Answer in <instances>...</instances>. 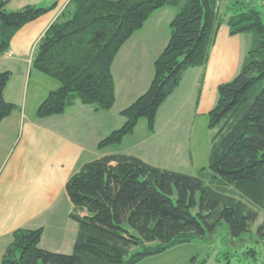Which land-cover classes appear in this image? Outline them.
Here are the masks:
<instances>
[{"label":"trees","instance_id":"1","mask_svg":"<svg viewBox=\"0 0 264 264\" xmlns=\"http://www.w3.org/2000/svg\"><path fill=\"white\" fill-rule=\"evenodd\" d=\"M11 1L0 0V57L21 27L52 8L28 4L8 10ZM164 6L176 15L151 84L122 110L123 125L99 148L121 143L143 118L153 132L161 105L188 69L207 65L227 24L231 35H247L249 45L239 73L218 86L208 113V164L188 174L123 153L89 161L66 184L74 205L70 217L79 228L72 252L42 248L43 228L23 227L12 233L2 264H137L178 245L211 241L224 224L226 264H264V223L252 233L264 211V0H233L225 11L220 0H70L35 47L33 68L60 83L36 115L62 114L76 103L110 110L118 52ZM10 77L0 72V123L17 109L4 97ZM203 83L204 74L198 99Z\"/></svg>","mask_w":264,"mask_h":264},{"label":"crops","instance_id":"2","mask_svg":"<svg viewBox=\"0 0 264 264\" xmlns=\"http://www.w3.org/2000/svg\"><path fill=\"white\" fill-rule=\"evenodd\" d=\"M69 2L12 0L9 3L16 9L28 4L52 8L21 27L9 51L0 57V72L11 74L4 97L17 106L0 123V264L12 233L23 227L43 228L42 248L72 252L79 228L70 217L74 205L66 184L89 161L123 153L161 168L195 174L204 166V160L200 163L194 159L196 147L206 154V160L209 154L206 140H210L212 132L208 128V113L217 102L218 86L239 73L248 49L249 37L231 35L227 24H223L207 65L187 70L180 86L159 108L155 130L150 131L141 120L121 143L99 148L106 135L123 125L122 110L150 86L155 60L169 42L176 9L164 6L156 10L121 47L112 68L116 101L110 110L76 103L65 113L40 118L36 115L38 106L60 83L33 68L35 47ZM203 74L198 99V84ZM199 117L201 128L197 127ZM185 145H190L185 154H191L187 170L179 167L175 158L182 154L180 148Z\"/></svg>","mask_w":264,"mask_h":264},{"label":"rangeland","instance_id":"3","mask_svg":"<svg viewBox=\"0 0 264 264\" xmlns=\"http://www.w3.org/2000/svg\"><path fill=\"white\" fill-rule=\"evenodd\" d=\"M232 2L233 0H220V6L222 10L225 11L226 7ZM260 3H262V0H255V4L260 5ZM7 9L15 10L16 8L14 5L8 4ZM199 118L200 119L197 122V127L201 128L200 120H202V118L201 117ZM142 120L146 122L148 126L147 119L143 118ZM186 129H182L181 131H184L185 133ZM203 129L206 132V129L204 127ZM209 131L211 133L210 129ZM210 140H211V136H210ZM210 140L208 139L206 140L208 142L209 153H210V144H211V143L209 144ZM202 145L204 146V143H202ZM185 146L183 147V149L180 148V151L182 150V154H177L175 158L179 162V167L187 170L189 169V166H190L191 154H185V149L187 150L190 147V145H185ZM196 153L197 154H194L195 156L194 159L200 161V163L201 161L204 160L203 165L204 166L207 165L209 162V154H207V160H206L205 158L206 154L201 153V148L198 146L196 147ZM181 157H182V160H181ZM262 223H264V211L263 210L260 211V217L257 220V222L253 225L252 233L254 235L257 234V228ZM225 232H226V227L224 224L223 226L218 228L214 239L211 241H207L205 243L191 242V243L178 245V246H175L165 251L164 253L148 257L137 264H191L192 258H195L194 264H199L201 261H204L205 259H206L205 264H226V259L224 257V251L226 250L227 245L222 241V237ZM262 250L264 249L262 248Z\"/></svg>","mask_w":264,"mask_h":264}]
</instances>
